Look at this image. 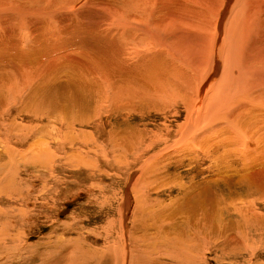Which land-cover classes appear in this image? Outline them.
Instances as JSON below:
<instances>
[{
    "label": "bare ground",
    "instance_id": "6f19581e",
    "mask_svg": "<svg viewBox=\"0 0 264 264\" xmlns=\"http://www.w3.org/2000/svg\"><path fill=\"white\" fill-rule=\"evenodd\" d=\"M230 1L0 0V179L11 167L9 182L19 180L21 163L42 167L33 173L41 180L37 186L0 190V264H42L35 263L34 245L28 253L19 243H25L23 230L39 217L38 205L49 208L53 186L67 181L64 173L97 168L93 160L100 156L141 163L133 183L137 212L145 211L146 189L155 191L152 184L162 181L154 172H166L168 163L181 169L178 161L186 162L191 184L174 182L185 202L179 208L174 200L166 203L169 209L161 202L159 221L173 232L179 224L189 251L201 255L204 249L224 246L239 254L236 249L249 247L243 236L264 226V196L234 195L229 201L213 191L230 189L235 181L255 184L256 192L264 185V0H235L225 23ZM71 93L88 100L83 110L71 103L44 125L48 115L41 109L71 102ZM211 181L227 184L210 187ZM223 211L237 215L240 224L220 227L216 220ZM179 240L176 246L187 253ZM128 241V264H142L133 254V229ZM187 254L191 263L183 261L195 263V253Z\"/></svg>",
    "mask_w": 264,
    "mask_h": 264
},
{
    "label": "rangeland",
    "instance_id": "374dc122",
    "mask_svg": "<svg viewBox=\"0 0 264 264\" xmlns=\"http://www.w3.org/2000/svg\"><path fill=\"white\" fill-rule=\"evenodd\" d=\"M234 1L235 0H232L229 3V7L227 9L226 15L223 18V21L225 23L228 20L226 19V17L230 15L231 8H233L234 6L233 5L235 3ZM232 46L235 47V44ZM238 53L242 54L241 51H239ZM239 54L237 55V58L241 55ZM238 88L239 87H235L234 90L236 89L235 91H237ZM236 93H238V91ZM72 94L73 93L69 94V97H71ZM76 96L77 95H72L73 99L71 98V102L70 100H63L61 102L54 104L55 106L49 107V108L45 106H40L39 108L45 107L41 109V111L45 110L44 112H46V114L48 115L42 121L44 122V125H47L48 127L49 125H51L50 120H54L55 118H57L56 115H58V111H59L58 108L64 109L63 108L64 106L68 108L70 105L72 106L71 103H73V104H77L76 109L83 110L82 106H85L86 105L85 102H87L88 100L82 98L84 96L83 94L79 95L78 98L74 99ZM85 96H86L85 98L88 99V96L87 95ZM64 97L65 98L67 97L66 93L63 95V98ZM93 99L94 98L91 95V100ZM10 101H11V98H9L7 102L10 103ZM71 106L69 108L73 107ZM51 108H53L52 109L53 112L52 111L50 112ZM47 119H50V120L46 121ZM179 120H182V119H179ZM155 121L158 122L159 120L157 121L155 119ZM22 123L27 124L28 122L27 120H25ZM33 124L37 125V121H34ZM174 125L175 123H172V126H173L172 130H174L175 128ZM150 126L151 125H148V128H150ZM158 127L159 126H157L156 128ZM86 130H88V128H86ZM90 130H91L92 135L94 136V133L92 132L93 129H90ZM35 137H36V134L34 135L33 139H35ZM45 141H48V139H46ZM146 141L147 139L145 140V142ZM74 146L78 147L79 145L78 143H75ZM146 156L148 157L149 155L147 154L145 155V157ZM107 158L110 159L111 161L113 160L112 162H116V163H112L111 161L109 162L105 160L106 158L100 156V158L93 160L95 161V163H98L97 168L87 166V167L78 169L79 172L76 170H73L75 172L64 173V175L66 174L67 176V181L64 183L62 181V183L58 184V186L56 185L53 186V189L55 191L50 192L49 199H47L49 208L46 210V212L44 208L41 209V207L38 205V212L40 213L39 217H37L35 222L33 221L34 222L33 226L32 225L26 226V229L32 226L31 230H28V231L23 230L22 236L25 240V243L22 242V240L19 242V243H23L22 245L23 249L27 251L28 253L30 249L29 245H34L35 254L33 256L36 261L35 263L42 261V264H118L123 259L121 264L122 263L128 264V259H129L128 236H129V231L133 229V233H134V243H133L134 252L133 254L138 260V263L141 262L142 264H178V263L179 264H189L191 263L190 260H188L189 258L188 257L187 259L185 258L186 256L185 254L189 252L187 256H190V254L192 255L193 253H195L193 254L194 256L193 255L192 256L193 257L196 256L195 259L198 257L196 260L194 259L195 263L193 264H264V226H263L264 224L263 225L261 224L260 227L262 226L263 227L260 229L258 233H253V231L249 230L250 226L245 227L246 232H247V229L249 230V232L248 234H246L247 236L246 235L243 236L244 239L245 238L247 239V240L245 239L243 244H246V246H249V247H241L239 249H236L239 252H242V253H239L240 255L237 254L238 252H236L235 250L233 251L234 248L232 249L231 247H224V246L220 248L217 247L215 251L211 250L212 252L211 251L204 252L205 247L200 246L199 248H201L202 250L204 249V251H202L203 254L201 255V252H199L196 248L193 250H190L191 252L189 251L188 243L182 237L179 224H177L178 230L173 232L174 229L171 225H169V227L168 226L166 227L163 221L162 222L159 221L161 220L158 217L159 212L160 214H163L162 213L163 211L162 203L167 208L174 200V203H176V205L173 204V206L179 208L181 206L180 204L183 205L182 202H185L183 199H180L183 193L178 190V187L176 186L174 182H176L177 180H180V181L184 180L185 183L189 181L188 183L191 184L190 179L187 178V177H191L190 176L191 174L187 170L186 166L188 165L186 162H185L186 165L185 163L182 165V162L178 161L179 164L183 166V168L181 167V169L177 165H172L168 163L167 164L168 169L166 170V172L165 171L164 173L162 171L157 172V173L154 172L153 176L155 174L162 175V179H161L162 181L160 182L159 180L156 183V185L152 184L153 186H155V191H154V187L150 189L149 188L146 189V191L144 192V194L146 195V198L144 201L146 204V205L144 204L146 212L142 210L141 208H138V212H137V211H133V207L136 201L134 199L135 198L134 195H136V193L133 191V183L135 181V178L139 174V172H141L140 171L141 163L139 162L133 165L132 164L128 165L125 163L124 158H119V157L116 158V156H113V158H110L109 156H107ZM118 161L121 164H118L119 163ZM36 163L37 162H33L30 165L21 163L18 169L24 170L22 177H19V175H17V178L18 179L20 178V179L19 180L14 179L11 183L9 182L10 177L8 176L11 174H8V173L11 171L12 168L8 167V173L7 171H5V173L7 174L6 178L3 181H1L0 179V190L2 189L3 193H5L7 192V190H11L10 188H12L13 185L17 184V187H20L21 183L23 185L24 184L28 185L29 183L31 187H32V184L37 186V184L41 183V180L36 178V176L33 175V173L34 172L35 173L37 172L36 174L41 173L42 167L39 162H38V165ZM125 164L127 166H123ZM110 165L112 166V168ZM126 168L128 170H124ZM167 173L169 174V177H168L169 180L166 176ZM1 175H4V174L1 173ZM227 175L230 176V172L227 174H224V177L226 178ZM177 176H179L178 179H177ZM233 176L238 177L235 173ZM163 180L165 181L163 182ZM1 184H3L4 186H1ZM51 184H53V181L49 182V185ZM162 184H166V186ZM210 184H211L209 185L210 187H214V186H219V185L223 186L224 184H227V183L211 181ZM232 184L234 186L231 187L230 189L226 187L225 188L221 187L219 189H214L213 193L214 194L219 193L218 195L220 196L223 195L229 201H232L231 198L234 195L236 199H243L245 197L248 200L253 199L254 197H258L257 199H259L264 196V185L258 186L257 188H260L261 191L256 192L255 184H253V186H249L248 185L249 183L246 181H242V182L235 181ZM5 187L7 189H5ZM159 187L161 190L159 189ZM31 189L32 188H30V190ZM60 190L61 192H59ZM137 190L139 189L137 188ZM234 190L235 192H233ZM190 191L191 189L189 190V192ZM173 196H175V198H177L178 201L175 198L173 199ZM262 202L264 203V198H262ZM155 203L157 204L155 205ZM166 203L168 206L166 205ZM156 208H158V211L159 210L160 211L156 212ZM152 209H153V212H152ZM262 212H264V210H262ZM135 216H137L139 220L137 219V217L135 218ZM143 218L145 220H143ZM7 220L9 222L16 221L15 218L13 217L7 218ZM237 220H239V217L237 215H233V214L227 213V211H223L222 213H220V215H218L216 222L220 227H223L225 223H227L225 225H230L231 223H233V221H234V226H238V225H235V223L239 222L238 224H240L241 221H237ZM228 221L230 224L228 223ZM161 225L163 226V228ZM240 226L242 227V224ZM157 227L159 228L161 227L160 230L159 228L157 229ZM172 233L177 234L176 236L177 238L174 239L173 237H171L169 239V236H171ZM168 234L169 236L166 237ZM136 236H139L140 238L138 239ZM189 236L190 235L186 234V238H189ZM212 237L211 239L214 238L213 240H217V241L219 240V242H221V240L218 239L217 235H214L213 238ZM243 237L241 238L243 239ZM248 237L251 239H248ZM167 238L171 244L167 243L168 242ZM171 239L173 240L172 242H171ZM178 240L180 241L181 247L185 246L188 249L187 253L186 251L181 253L182 252L181 248L176 246V242ZM16 241L15 242L18 243V240ZM258 241H259V244H258ZM43 244L46 245L45 248ZM178 248L180 250H178ZM4 249L7 251L13 250L12 248H9V249L4 248ZM196 251L198 254L199 253L200 254L198 255ZM232 252L233 253L235 252V253L232 254ZM123 254H125L124 258H123ZM229 255L230 257H228ZM174 256H178V257L175 258ZM179 256H182V257H179ZM183 260H187L189 263ZM17 263H18V260H14L12 262V264H17Z\"/></svg>",
    "mask_w": 264,
    "mask_h": 264
}]
</instances>
